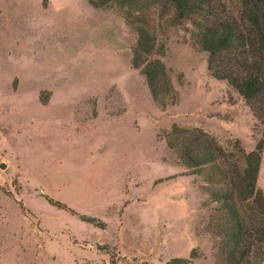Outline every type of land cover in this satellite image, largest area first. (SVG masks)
Returning <instances> with one entry per match:
<instances>
[{
	"label": "rangeland",
	"instance_id": "1",
	"mask_svg": "<svg viewBox=\"0 0 264 264\" xmlns=\"http://www.w3.org/2000/svg\"><path fill=\"white\" fill-rule=\"evenodd\" d=\"M189 29L160 37L178 97L161 110L114 8L0 0V264H166L191 249L187 264H215L205 184L163 132L199 127L249 151L262 130ZM256 186L264 195V148Z\"/></svg>",
	"mask_w": 264,
	"mask_h": 264
},
{
	"label": "trees",
	"instance_id": "2",
	"mask_svg": "<svg viewBox=\"0 0 264 264\" xmlns=\"http://www.w3.org/2000/svg\"><path fill=\"white\" fill-rule=\"evenodd\" d=\"M91 7L114 8L133 32L129 64L163 110L177 92L163 62L171 27L190 25L192 45L205 55L208 74L223 80L248 108L261 134L245 151L238 140L222 147L199 127L172 123L163 140L189 173L201 175L209 213L202 231L212 238L215 264H262L264 195L256 180L264 148V0H85ZM166 264H187L194 256Z\"/></svg>",
	"mask_w": 264,
	"mask_h": 264
},
{
	"label": "water",
	"instance_id": "3",
	"mask_svg": "<svg viewBox=\"0 0 264 264\" xmlns=\"http://www.w3.org/2000/svg\"><path fill=\"white\" fill-rule=\"evenodd\" d=\"M0 169L6 171V169H5V163H3L2 161H0Z\"/></svg>",
	"mask_w": 264,
	"mask_h": 264
},
{
	"label": "crops",
	"instance_id": "4",
	"mask_svg": "<svg viewBox=\"0 0 264 264\" xmlns=\"http://www.w3.org/2000/svg\"><path fill=\"white\" fill-rule=\"evenodd\" d=\"M261 163V162H260Z\"/></svg>",
	"mask_w": 264,
	"mask_h": 264
}]
</instances>
